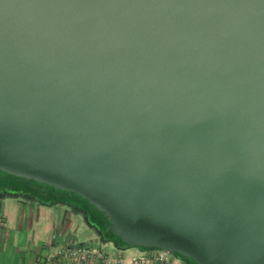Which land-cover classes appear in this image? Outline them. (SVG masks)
Here are the masks:
<instances>
[{"label": "water", "instance_id": "water-1", "mask_svg": "<svg viewBox=\"0 0 264 264\" xmlns=\"http://www.w3.org/2000/svg\"><path fill=\"white\" fill-rule=\"evenodd\" d=\"M0 170L128 245L264 264V0H0Z\"/></svg>", "mask_w": 264, "mask_h": 264}, {"label": "crops", "instance_id": "crops-1", "mask_svg": "<svg viewBox=\"0 0 264 264\" xmlns=\"http://www.w3.org/2000/svg\"><path fill=\"white\" fill-rule=\"evenodd\" d=\"M54 205L65 206L40 202L25 192L0 191V264H47V243L55 235H65L62 213L54 218L46 209Z\"/></svg>", "mask_w": 264, "mask_h": 264}, {"label": "built area", "instance_id": "built-area-1", "mask_svg": "<svg viewBox=\"0 0 264 264\" xmlns=\"http://www.w3.org/2000/svg\"><path fill=\"white\" fill-rule=\"evenodd\" d=\"M2 225L0 217V227ZM105 242L109 241L102 243ZM46 251L47 264H186L176 253L157 247L143 248L137 255L112 256L99 247L76 242L69 235L62 234L52 237Z\"/></svg>", "mask_w": 264, "mask_h": 264}, {"label": "trees", "instance_id": "trees-1", "mask_svg": "<svg viewBox=\"0 0 264 264\" xmlns=\"http://www.w3.org/2000/svg\"><path fill=\"white\" fill-rule=\"evenodd\" d=\"M0 174H2V176H0V191L8 189L17 192H25L40 202L61 203L62 205L81 210L86 214L88 221L100 230L102 236L106 240L113 241L118 247L128 246V244L110 228V222L107 217L83 197L70 191H62L45 183H40L34 179L19 177L1 170ZM7 178H11L12 182L7 181ZM177 255L190 261L192 264H197L192 258L180 254Z\"/></svg>", "mask_w": 264, "mask_h": 264}, {"label": "rangeland", "instance_id": "rangeland-1", "mask_svg": "<svg viewBox=\"0 0 264 264\" xmlns=\"http://www.w3.org/2000/svg\"><path fill=\"white\" fill-rule=\"evenodd\" d=\"M2 176V174H0ZM12 180L11 178H8ZM52 208L46 207L54 214V218H57L62 213L61 228L65 235H69L74 241L91 244L95 247H99L102 250L108 252L112 256H123L137 255L143 249V247H137L128 245L126 247H115L114 244L105 242L106 240L102 237V233L98 228L92 226L87 219L80 215L77 209L68 207L64 209L60 205L51 206ZM117 246V245H116Z\"/></svg>", "mask_w": 264, "mask_h": 264}, {"label": "flooded vegetation", "instance_id": "flooded-vegetation-1", "mask_svg": "<svg viewBox=\"0 0 264 264\" xmlns=\"http://www.w3.org/2000/svg\"><path fill=\"white\" fill-rule=\"evenodd\" d=\"M79 211V213H80V215H83L86 219H87V216H86V214L83 212V211H81V210H78ZM87 221H88V219H87ZM89 222V221H88ZM90 223V222H89ZM91 224V223H90ZM92 226H95V225H93L92 224ZM96 227V226H95ZM97 228V227H96ZM103 237V236H102ZM104 238V237H103ZM104 240H106L105 238H104ZM106 241H109V242H113V241H110V240H106ZM114 243V242H113ZM182 260L184 261V263H186V264H192V263H190V261H187V260H185V259H183L182 258Z\"/></svg>", "mask_w": 264, "mask_h": 264}]
</instances>
